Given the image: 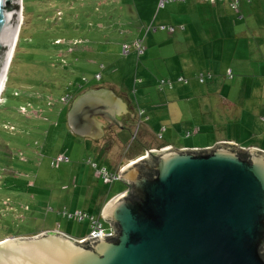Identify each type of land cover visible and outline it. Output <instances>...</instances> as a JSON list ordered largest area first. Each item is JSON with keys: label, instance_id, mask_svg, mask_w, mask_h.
I'll list each match as a JSON object with an SVG mask.
<instances>
[{"label": "rangeland", "instance_id": "rangeland-1", "mask_svg": "<svg viewBox=\"0 0 264 264\" xmlns=\"http://www.w3.org/2000/svg\"><path fill=\"white\" fill-rule=\"evenodd\" d=\"M175 1L182 0L164 6L161 0H22L18 42L6 84L0 89V241L39 235L44 230L86 236L89 220L80 223L69 218L77 211L100 217L108 229L110 224L103 219L99 203L128 187L121 180L105 184L103 168L116 174L120 162L128 166L140 154L143 157L166 143L199 149L215 146L213 134H222L226 126H210L214 120L210 121L204 108L207 103H219L220 95L205 99L198 97L199 92L190 99L177 95L169 98L158 87L168 73V65L174 64L170 57L164 59L170 48V34L153 30L145 34L149 21L156 18L169 24V19L176 16ZM192 4L189 1L185 5ZM138 35L144 38L147 51L140 59L131 47ZM124 45L130 47L127 56ZM140 70L146 72L140 75ZM47 71L62 79L58 77L55 82L53 76L45 75ZM137 72L142 85L134 82ZM104 86L127 96L145 111L151 118L147 135L143 127L129 119L124 129L106 128L99 142L72 133L65 98L75 99L84 90ZM202 89L208 90L206 86ZM244 98L245 94L241 95L240 102L248 108L264 101V95H247L246 101ZM169 105L175 109L171 122ZM158 113H167L168 118L153 117ZM219 115L220 123L228 122L223 120L221 110ZM229 123L237 135L238 127ZM164 129L169 131L161 139ZM188 131L194 133L192 138L185 137ZM235 145L241 147V143ZM59 157L65 160L57 162Z\"/></svg>", "mask_w": 264, "mask_h": 264}, {"label": "water", "instance_id": "water-1", "mask_svg": "<svg viewBox=\"0 0 264 264\" xmlns=\"http://www.w3.org/2000/svg\"><path fill=\"white\" fill-rule=\"evenodd\" d=\"M21 5L0 0V89ZM123 109L111 91L89 90L72 101L67 124L73 134L99 140L108 127L124 129ZM120 180L127 190L102 211L115 235L5 239L0 264H264V151L232 143L150 150L124 167Z\"/></svg>", "mask_w": 264, "mask_h": 264}, {"label": "crops", "instance_id": "crops-1", "mask_svg": "<svg viewBox=\"0 0 264 264\" xmlns=\"http://www.w3.org/2000/svg\"><path fill=\"white\" fill-rule=\"evenodd\" d=\"M189 1L193 4L185 5ZM201 1L203 3L200 0L175 1L177 6H174L175 9L173 11L176 10V16L169 19L168 25L167 22H159L157 18L154 21H149L150 25H148L145 36L152 30L153 32L162 31L168 32L171 39L167 43L170 48L164 59L167 60V57H170L169 60L174 64L168 65V73L165 75L167 78L160 80L166 81L165 84L161 85V82H158L159 90H163L169 98L177 95L180 98L189 97L190 99L197 97V94L201 92L198 97L203 96L208 99L209 96L217 93L221 97L220 102L216 103L219 106L215 108L216 104L213 106V104L207 103L204 108L205 115L211 119V122L214 120V124L210 126L216 125L217 128L226 126L225 132L222 134H218V132L213 134L214 138L212 139H214L215 145L226 142L232 144L241 143L240 148L242 149L255 148L264 151V101L256 103L253 108H248L240 102L243 94H245L244 101H246L247 95H264V0L253 3L243 1L238 9L232 8L231 0H216L212 3ZM163 27H165L164 30L161 29ZM169 28L174 30L170 32ZM141 29L144 28L141 26ZM138 41H141L143 45L144 38H140L138 35L131 47H133L137 58L140 59L147 51L144 48L143 53L140 54L138 52L136 49ZM172 45L175 47L174 51H171ZM128 48L130 49V47ZM129 53L124 54L127 56ZM140 72V75H143L146 71L140 70ZM137 74L138 72L135 73L134 79L136 80L134 82L136 85H142L141 80H139L141 78ZM153 80L156 84V80ZM167 82L171 83V85ZM146 85L148 86V84ZM203 86H206L212 92L209 93L208 90H203ZM100 89L111 91L122 103L125 100V104L123 103L124 109L118 115V117L124 116L122 120L118 118L123 123L124 128L129 120L133 123L137 122L138 127H143L142 131L147 135L149 130L147 124L148 122L151 123V118L146 117L145 111L139 105L135 106L127 96L111 88L105 86L103 88H91V90L95 91ZM85 92L87 90L83 91V93ZM71 97L72 99L67 102L68 110L75 96ZM234 99L237 102H233ZM167 109L169 111V121L174 120L175 109L171 108V105ZM206 110L207 112L210 110V116L209 113H206ZM219 110L224 115L223 120L226 119L228 122L220 123L222 119L219 115ZM141 111H144V114L140 117L139 113ZM167 113L154 114L153 117L156 116L157 119L158 115L163 119L165 117L168 118ZM216 114L219 116L218 120ZM229 121H232L233 125L238 127L237 135L231 129ZM100 122L104 123L102 120ZM204 123L206 122L204 121L202 124ZM157 125L156 123L154 127ZM163 131H161V139L168 134L169 129H164ZM231 133H234L237 138L231 139V136H233ZM193 134L188 131L185 137L192 138ZM87 139L95 142L101 140ZM178 141L179 143L181 142L180 140ZM162 145L176 149L198 147L186 146V144L175 146L176 144L166 143ZM211 146L213 147V145H208L205 148H211ZM140 157L141 154L134 162L139 160ZM121 163L114 171H122L127 166ZM103 203H99L100 207ZM43 232H58L74 239L85 237H74L57 230H44Z\"/></svg>", "mask_w": 264, "mask_h": 264}, {"label": "built area", "instance_id": "built-area-1", "mask_svg": "<svg viewBox=\"0 0 264 264\" xmlns=\"http://www.w3.org/2000/svg\"><path fill=\"white\" fill-rule=\"evenodd\" d=\"M171 1H173V0H161L160 4H161V6H164L166 2H171ZM182 1H185V0H182ZM204 1L212 3V2H215L216 0H204ZM243 1H245L247 3H253L255 1H260V0H231L232 8L233 9H238L240 3L243 2ZM161 29L164 30L165 27H163ZM173 30H174L173 28H169L170 32H172ZM136 49L138 50V52L140 54L144 52V47H143L141 41H138L136 43ZM123 50H124V53L127 54L129 52L128 46H124ZM165 82L166 81H162L161 85L165 84ZM167 83L171 85V83H169V82H167ZM140 113L143 114L144 112L141 111ZM226 143H228V142H226ZM169 148H171V147L167 146V147H164V148H160L157 151L164 150V149H169ZM184 149H188V148H184ZM192 149L196 150V149H199V148H192ZM151 150H155V149H151ZM149 152H150V150L146 152L145 156H147ZM145 156H143V157H145ZM143 157H141V158H143ZM64 160H65L64 158L59 157L57 159V162H63ZM93 167L96 168V165H93ZM101 174L103 176L105 184H107V185L112 184L113 182H115L117 180H120V171L118 173H116V174H113V173L108 172L105 168H103L101 170ZM69 218H74L80 223L84 222L86 220H89V222H90V232L84 238L74 239V238H72V237L67 235L71 239L76 240L78 242H84V241H86L88 239H91V238H97V237L103 238L105 236H113V235L116 234V231H115V228H114L113 225H110L108 229H105L104 228V224H103V222H102L100 217L96 218L94 216H90L86 212L77 211L75 213L69 214Z\"/></svg>", "mask_w": 264, "mask_h": 264}, {"label": "trees", "instance_id": "trees-1", "mask_svg": "<svg viewBox=\"0 0 264 264\" xmlns=\"http://www.w3.org/2000/svg\"><path fill=\"white\" fill-rule=\"evenodd\" d=\"M124 51V50H123ZM45 75L47 76V77H49V76H53V79L55 80V82H57V81H59V78H61V77H59L55 72H52V71H47V73H45ZM59 77V78H58ZM51 79V78H50ZM62 79V78H61ZM160 82H162V81H160ZM6 84V83H5ZM5 89V88H4ZM81 94H83V92L81 93ZM67 98H68V100H67ZM67 98H65V101H69V100H71L72 99V97L70 98V96H67ZM124 192V191H123ZM123 192H121V193H123ZM121 193H119V194H121ZM119 194H117V195H119ZM116 195V196H117ZM115 196V197H116ZM111 199H113V198H110V199H107L106 201H105V203H103V205L101 206V211H102V209H103V207L111 200ZM83 212V211H82ZM87 213V212H86ZM89 214V213H88ZM90 215V214H89ZM17 237H22V236H17ZM24 237H27V236H24Z\"/></svg>", "mask_w": 264, "mask_h": 264}, {"label": "bare ground", "instance_id": "bare-ground-1", "mask_svg": "<svg viewBox=\"0 0 264 264\" xmlns=\"http://www.w3.org/2000/svg\"><path fill=\"white\" fill-rule=\"evenodd\" d=\"M21 9H22V5H21ZM21 23H22V14H21V16H20L19 30H20ZM19 30H18V35H19ZM18 35H17L16 43L18 42V41H17V40H18ZM16 43H15V46H16ZM15 46H14V49H15ZM14 49H13V52H12V54H11L10 63H11V60H12V57H13V54H14ZM5 81H6V78H5ZM4 84H5V83H4ZM1 92H2V90H1ZM1 92H0V94H1Z\"/></svg>", "mask_w": 264, "mask_h": 264}, {"label": "flooded vegetation", "instance_id": "flooded-vegetation-1", "mask_svg": "<svg viewBox=\"0 0 264 264\" xmlns=\"http://www.w3.org/2000/svg\"><path fill=\"white\" fill-rule=\"evenodd\" d=\"M99 120H101V119L99 118Z\"/></svg>", "mask_w": 264, "mask_h": 264}]
</instances>
